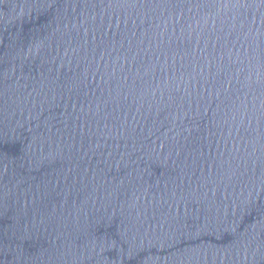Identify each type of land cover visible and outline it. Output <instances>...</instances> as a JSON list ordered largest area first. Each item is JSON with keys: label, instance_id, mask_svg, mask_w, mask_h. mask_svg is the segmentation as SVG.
I'll return each instance as SVG.
<instances>
[{"label": "water", "instance_id": "95a60500", "mask_svg": "<svg viewBox=\"0 0 264 264\" xmlns=\"http://www.w3.org/2000/svg\"><path fill=\"white\" fill-rule=\"evenodd\" d=\"M0 264H264V0H0Z\"/></svg>", "mask_w": 264, "mask_h": 264}]
</instances>
